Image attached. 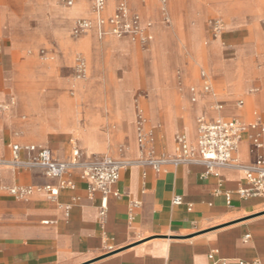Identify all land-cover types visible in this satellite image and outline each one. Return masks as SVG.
I'll return each mask as SVG.
<instances>
[{"label": "crops", "instance_id": "0c3cea01", "mask_svg": "<svg viewBox=\"0 0 264 264\" xmlns=\"http://www.w3.org/2000/svg\"><path fill=\"white\" fill-rule=\"evenodd\" d=\"M84 1L92 2L75 3ZM140 3L151 14V19L142 16V20L156 21L158 10L144 0ZM246 3L252 4L248 0ZM114 6L115 2L110 1L103 16L109 17ZM190 15L194 18L187 39H180L170 27L178 44V64L174 63L172 49L157 48L160 51L148 70L142 62L141 80L138 62L142 53L137 54L135 49L133 54L132 42L130 47L128 40L124 44L118 38L117 57L129 64L125 72L115 74L121 82L99 79L94 83V97L75 101L68 94L72 91L71 81L58 75L59 66L66 62L69 52L75 51L66 38L70 13L58 0H0V103L12 104L17 92L29 96L28 109L24 101L0 115V159H10L12 145L38 144L49 149L54 158L66 160L71 150L65 143L34 135L48 129L68 132L72 138L78 129L84 130L96 142L94 147L87 141L75 143L76 148L88 153L80 150L86 159L104 157L107 155L100 153H106L113 159L133 161L140 157L136 139L140 119L148 120L154 155L164 158L174 154L178 134L196 143L199 117L264 123V31L248 37L242 27L259 17L242 14L238 24L222 16L227 29L207 43L200 42L201 36L195 33L201 29L198 11L166 17H175L173 22ZM45 21L51 29H42ZM25 22L35 28L26 29ZM251 39L255 46L249 45ZM40 45L54 51L49 57L51 62L32 65L18 60L22 50ZM184 45L199 50L206 67L198 68L196 81L192 67L181 55L180 47ZM99 46L97 40L96 48ZM133 57L137 79L131 77ZM99 60L95 70L102 76L105 57ZM214 61L220 66L243 68L246 84L256 91L257 107L247 104V95H237L245 101L238 100L236 104L233 99L237 96H226L224 74L222 70L214 71ZM28 69L27 75L34 83L29 94L24 85ZM201 71L212 93L202 91ZM190 84L201 90L193 95L187 89ZM108 86H112L110 91ZM139 88L143 90L140 102L134 99ZM214 89L220 91V99L214 100V106L221 105L217 111L211 107ZM110 103L118 107V115L125 122L121 133L110 118ZM261 140L263 149L259 153L264 155V136ZM235 156L244 164L254 161L247 137ZM204 173L205 168L199 165L167 164L159 172L136 165L123 169L107 195L106 212L100 222V194L89 198L87 183L79 175H68L66 179L72 182L73 189L61 190L51 201L44 186H56V180L36 170L0 164V264H248L255 260L264 264V198L239 197L237 190L247 186L237 170L220 169L216 175L205 177ZM12 189L30 191L17 196L10 192ZM176 197L180 204H173ZM134 203L139 204L132 207Z\"/></svg>", "mask_w": 264, "mask_h": 264}, {"label": "built area", "instance_id": "2783aa9c", "mask_svg": "<svg viewBox=\"0 0 264 264\" xmlns=\"http://www.w3.org/2000/svg\"><path fill=\"white\" fill-rule=\"evenodd\" d=\"M115 2L114 10L109 17H104L107 0H93L92 12L96 18V26L99 36L115 35L118 37L131 36L133 41L139 43L143 48L148 43V31L150 24H142L139 15L132 13L128 7L127 0H112ZM161 6L163 19L167 21L166 12L162 8L166 0H157ZM58 3L66 8L74 5L75 0H58ZM92 27L89 19L77 20L72 32L78 36ZM209 28L212 35L217 38L222 32V22L218 18L211 19ZM75 78L81 80L86 74L85 60L79 56L76 59ZM200 78L203 81L202 91L212 93L211 85L207 81L206 74L201 71ZM194 95L193 88L190 89ZM194 101V98L192 99ZM242 102L238 103L241 106ZM221 105L216 104L213 109ZM7 106L0 104V115L6 113ZM137 131V144L140 157L136 160L113 159L108 156L86 159L77 148L71 149V154L66 160H58L46 147L40 145H12L11 157L8 160L0 159V164L12 168L36 170L46 178L56 180V186L45 185L48 198L55 201L59 192L64 189H73V184L66 177L70 174L79 175L80 179L87 183V195L100 194L98 207L99 221L104 218L107 207V195L111 187L117 182L119 172L130 166H146L155 172H159L164 165H199L205 168L203 176L217 174L220 169H232L239 171L246 182V188L237 190L241 198L259 197L264 198V155L259 152L263 149L262 137L264 136V123L255 120L251 123H243L237 119H214L209 121L200 118L197 121L196 143L188 141L185 135L178 134L175 138L174 154L171 157L155 156L152 149L153 134L151 129L146 133L143 125L145 120L140 119ZM247 137L250 142V152L254 154V161L244 164L236 158L239 144ZM30 189L10 192L20 196L28 193ZM173 204H180V198L176 197ZM139 203L131 206L137 207ZM247 238V237H246ZM248 264H260L255 260Z\"/></svg>", "mask_w": 264, "mask_h": 264}, {"label": "rangeland", "instance_id": "374dc122", "mask_svg": "<svg viewBox=\"0 0 264 264\" xmlns=\"http://www.w3.org/2000/svg\"><path fill=\"white\" fill-rule=\"evenodd\" d=\"M252 4H247L246 0H169V10L170 15H176L180 12H186L190 10H196L198 11V19L201 24L200 32L196 31L195 33L198 34L200 37V42H205L207 40V43L211 40H216L220 37V35L215 38L209 28V22L211 19L218 18L222 22V30H226V22L223 17L231 20H235L238 24H240V20L242 19L241 15L246 13H251L255 17H259L258 19H254L251 23L243 24V29L245 30L247 36L256 35L259 32L264 31V0H248ZM141 0H138V2H133L127 0L128 7L132 13L137 10L139 11L140 19L142 22V16L151 19V14L143 7L141 6ZM146 5L153 6L156 11L158 10V16L156 21L155 20H148L144 22V24H150L151 27L154 26V30L152 32V35L149 40L148 36V43L146 45V48H143L139 43L135 42L132 43L133 47V54L136 49L137 54H141V60H139V78L142 80L143 78V66L146 70L149 69V63L152 59H154V56L156 54L157 48H163V47H169L172 49L173 55H174V63H179V57L175 56V52L177 50V42L173 35L171 34V29L174 30L175 34L180 39H187L190 36L191 29H192V19L194 18V15H190L187 17H179L175 19L173 22L172 20L175 18H170V22H167L163 19L162 13H160L161 6L158 3L157 0H144ZM215 3V4H214ZM167 4V0H166ZM217 7V10H221L222 16L215 11L214 7ZM66 8V7H64ZM67 11L72 10L76 14L70 19V24L68 25V31L66 32V38L68 41H71L72 47L75 51L69 52V55L67 57L66 62L63 63V65L59 66V78L62 80L71 81V88L72 91L68 92L69 96L73 97L75 101H78L81 97H94L96 95V91L94 88L95 81L102 79L104 82L107 83L109 80L111 83H120L121 81L118 79L116 80L115 74L123 73L127 69L128 62L126 60L120 59L117 57V45H118V38H115L113 36H103L99 37L97 33L95 32L94 27L90 28L85 33L73 36V28L79 19H89L90 21L94 20V17L91 13V3L89 2H81V3H75L72 8H66ZM141 12V13H140ZM108 14V13H107ZM80 17V18H79ZM166 17V16H165ZM157 24V25H154ZM43 30L51 29V25L48 22H43L41 25ZM25 28L26 29H34V24L25 22ZM205 34V37L203 36V33ZM199 32V33H198ZM127 36L121 37V42L130 43L131 47V41L127 38ZM28 41H32L33 39L28 38ZM97 40L100 42V49L96 48ZM255 41L253 39L249 40V45L255 46ZM181 55L184 57L185 62L192 67V77L194 78V81L197 80V71L200 66L205 67L202 60L199 58L200 51L196 49H192L187 47L186 45L180 47ZM54 55V51L50 48H47V46L40 45L39 47L32 49L27 48L22 50L18 55V60L20 62H30L32 65H39L40 63L44 65V63H49L50 56ZM48 57V59L45 61V57ZM81 56L85 60L86 64V74L85 77L81 80H76L75 78V67H76V59L77 57ZM105 57V68L103 71V75L100 76L98 74V71L95 70V68L99 65L100 57ZM44 58V59H42ZM90 58V59H89ZM141 61V62H140ZM114 66V70H112V67ZM42 68V67H41ZM131 77L134 79H137V76L135 74L136 66L134 63V57L131 61ZM206 68V67H205ZM142 69V71H141ZM213 69L216 70H222L225 82H226V88H227V94L226 96L232 97L237 95H247V104L252 107H257V95L256 91L250 87L248 84H246V72H244L243 68L241 67H231L224 64V66H220V64L217 63V61H214L213 63ZM30 69L25 71V89L27 90L26 93L29 94V92H32V85L33 80L28 77L27 72H29ZM176 76L178 75V71H175ZM237 83V84H236ZM112 86H108L107 90L110 91ZM121 88V86H120ZM193 88L195 93L198 92L199 89L194 84H190L187 86L188 91ZM24 89V88H23ZM122 89V88H121ZM254 90V92H252ZM44 91V89H42ZM142 88H139L136 90V97L134 99H137L139 102L142 101ZM214 92L216 96L214 98L210 99L211 101V107H214V103L216 99H220V91L214 89ZM21 93V94H20ZM29 97V96H28ZM28 97H23L22 92H17L11 103H0L4 106H7L6 113L10 111L11 108L14 107L13 104H15L17 107L21 105V102L26 103L27 109L29 108V102ZM238 100H244L245 98L242 96H237L233 99V103L236 104ZM110 118L112 121H115L118 126V132H122V127L125 124L124 120L119 117L118 115V107H116L114 104L110 103ZM26 109V110H27ZM145 111H143L144 115ZM237 114V113H235ZM145 116V115H144ZM148 118V117H147ZM204 118V117H199ZM206 119V118H204ZM198 121V120H197ZM196 121V125H197ZM143 129L145 133L149 130V124L148 120H146V124H144ZM34 135L39 138L43 139H49V140H56L61 141L65 143L70 150L75 147V143L78 141H87V143L90 145V147H94V144L96 143L90 135H85L84 130L78 129L77 130V140L75 138H72V135L68 132H57L55 130L48 129V131L44 132H35ZM82 135V136H81ZM74 139V140H73ZM36 145V144H34ZM38 145V144H37ZM77 149L82 150L77 147ZM83 152H86L85 150H82ZM87 153V152H86ZM88 154V153H87ZM100 155H107L106 153H100Z\"/></svg>", "mask_w": 264, "mask_h": 264}, {"label": "bare ground", "instance_id": "6f19581e", "mask_svg": "<svg viewBox=\"0 0 264 264\" xmlns=\"http://www.w3.org/2000/svg\"><path fill=\"white\" fill-rule=\"evenodd\" d=\"M110 1H112V0H107V2H106V7H105V12H106V9H107V5H108V3L110 2ZM130 1V0H129ZM131 1H133V2H138V0H131ZM92 3H93V0H92V2H91V13H92V15H93V17H94V20L93 21H91L92 22V27H94V29H95V31H96V33H97V35L99 36V33H98V30H97V26H96V18H95V15L93 14V12H92ZM74 6V5H73ZM73 6H71V8L73 7ZM164 10H165V12H166V14L168 15V16H170V11H169V0H167V4L164 6V7H162ZM70 9V8H69ZM221 16H222V12H221V10H216ZM69 13H70V19L76 14V10H75V12L74 11H72V10H69L68 11ZM160 13H161V10H160ZM144 22H146V21H143L142 20V24H144ZM167 22H170V18H168L167 19ZM149 24V23H148ZM91 27V28H92ZM153 30V26L152 27H150L149 28V34H148V36H150V33H151V31ZM222 31H224V30H222ZM108 36H113V37H115V38H121V37H118V36H115V35H111V34H109ZM99 37H101V36H99ZM126 38H128L132 43H134V41H133V39H132V37L131 36H127ZM149 39H150V37H149ZM206 94V93H205ZM66 110V109H65ZM57 118H58V116H57ZM197 133V132H196ZM74 140V139H73ZM75 140H77L78 141V139H77V135H76V137H75Z\"/></svg>", "mask_w": 264, "mask_h": 264}]
</instances>
